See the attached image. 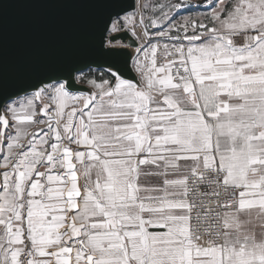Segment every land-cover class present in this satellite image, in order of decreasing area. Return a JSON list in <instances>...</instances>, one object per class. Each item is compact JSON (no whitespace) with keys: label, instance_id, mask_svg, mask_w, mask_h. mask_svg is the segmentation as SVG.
Wrapping results in <instances>:
<instances>
[{"label":"snow or ice","instance_id":"6c2138e0","mask_svg":"<svg viewBox=\"0 0 264 264\" xmlns=\"http://www.w3.org/2000/svg\"><path fill=\"white\" fill-rule=\"evenodd\" d=\"M30 2L71 17L0 27V264H264V0Z\"/></svg>","mask_w":264,"mask_h":264},{"label":"water","instance_id":"95a60500","mask_svg":"<svg viewBox=\"0 0 264 264\" xmlns=\"http://www.w3.org/2000/svg\"><path fill=\"white\" fill-rule=\"evenodd\" d=\"M71 17V13L55 8L33 6L30 0H14L0 18L10 51L54 35Z\"/></svg>","mask_w":264,"mask_h":264}]
</instances>
